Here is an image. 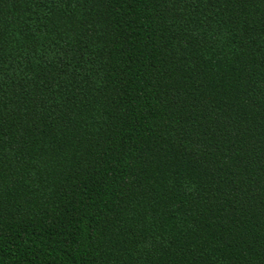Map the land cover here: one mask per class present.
<instances>
[{
    "label": "trees",
    "instance_id": "obj_1",
    "mask_svg": "<svg viewBox=\"0 0 264 264\" xmlns=\"http://www.w3.org/2000/svg\"><path fill=\"white\" fill-rule=\"evenodd\" d=\"M0 264H264V0H0Z\"/></svg>",
    "mask_w": 264,
    "mask_h": 264
}]
</instances>
